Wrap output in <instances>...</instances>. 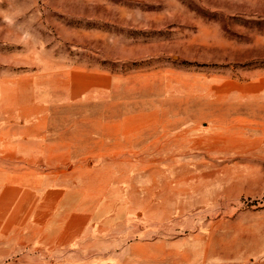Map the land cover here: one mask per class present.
Listing matches in <instances>:
<instances>
[{"label": "rangeland", "instance_id": "1", "mask_svg": "<svg viewBox=\"0 0 264 264\" xmlns=\"http://www.w3.org/2000/svg\"><path fill=\"white\" fill-rule=\"evenodd\" d=\"M7 121L53 194L0 264H264V0H0Z\"/></svg>", "mask_w": 264, "mask_h": 264}, {"label": "crops", "instance_id": "2", "mask_svg": "<svg viewBox=\"0 0 264 264\" xmlns=\"http://www.w3.org/2000/svg\"><path fill=\"white\" fill-rule=\"evenodd\" d=\"M12 126L11 121H7L4 128H0V238L25 239L32 230L47 229L48 220L40 214L46 211L48 196L53 193L50 191L49 195L48 186L32 187L24 174L17 171L21 168L16 165L17 159L26 156L21 150L31 148V139L25 129V135L19 134L15 139L16 135L8 133ZM50 203L57 206L61 200L52 198Z\"/></svg>", "mask_w": 264, "mask_h": 264}]
</instances>
